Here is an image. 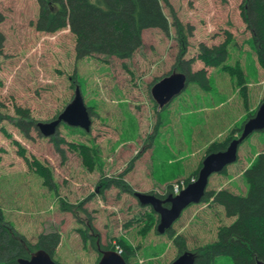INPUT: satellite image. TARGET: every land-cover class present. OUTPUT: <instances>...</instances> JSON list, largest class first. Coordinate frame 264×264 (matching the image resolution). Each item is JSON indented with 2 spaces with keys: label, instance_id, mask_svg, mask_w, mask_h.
I'll use <instances>...</instances> for the list:
<instances>
[{
  "label": "rangeland",
  "instance_id": "obj_1",
  "mask_svg": "<svg viewBox=\"0 0 264 264\" xmlns=\"http://www.w3.org/2000/svg\"><path fill=\"white\" fill-rule=\"evenodd\" d=\"M168 2L163 8L169 33L147 29L143 46L123 60L105 55L78 59L70 28L36 29L38 0H0V209L34 245L40 236L58 232L61 241L53 259L58 264H98L104 251L119 255V246L124 252L120 242L131 248V264H172L178 246L170 235L157 234L159 215L140 206L135 194L176 196L177 189L197 179L210 148L243 128L264 101V69L242 18L244 0ZM222 45L229 52L223 65L209 68L199 60L202 46ZM179 57L195 61L193 73L206 70L209 86L190 82L160 108L151 90L164 77L183 73L177 70ZM230 68L241 70L243 84ZM76 86L91 111V131L62 124L53 138H45L37 125L57 120L74 100ZM22 112L26 131L17 125ZM80 146L90 149L91 169ZM263 149L264 132L247 137L237 162L210 176L206 190L246 196L244 172ZM36 164L49 170L52 185L45 184ZM118 180L134 193L117 187ZM225 214L212 200L201 202L188 207L172 229L193 251L216 242L220 227L235 222ZM88 216L101 245L109 249L92 246ZM215 264L235 263L221 256Z\"/></svg>",
  "mask_w": 264,
  "mask_h": 264
},
{
  "label": "trees",
  "instance_id": "obj_2",
  "mask_svg": "<svg viewBox=\"0 0 264 264\" xmlns=\"http://www.w3.org/2000/svg\"><path fill=\"white\" fill-rule=\"evenodd\" d=\"M168 1L38 0L41 11L39 19H37L36 29L43 33H55L70 28V32L75 35L77 40L75 44L78 59L90 57L91 55L115 56L123 60L130 59L143 46L144 31L159 29L169 33L170 22L163 8L164 5L169 7L170 2ZM241 10L244 24L252 33L251 37H253V43L256 47L257 62L264 69V0H244ZM3 20L4 16L0 13V25ZM177 28L180 34L182 27L178 26ZM1 37L0 35V40ZM226 45L228 44L226 43ZM226 45L212 49L202 46L199 60L209 68L223 65L228 59L229 53ZM193 63H195L194 60L186 62L182 57H179L177 70L187 75L188 83L196 82L202 87H208L207 71L202 70L200 73H193ZM228 70H231L233 75L238 76L241 84H243L244 79L240 69L238 71L237 68ZM75 84L77 83L75 82ZM89 112L91 114L90 110ZM19 115L23 119L18 121L17 125L25 130L24 122L27 114L22 112ZM254 116L251 115L250 118ZM242 129L241 127L237 132H234L226 142L214 144L208 153L225 151L230 143L235 140L234 135L239 134L241 136ZM55 146L61 154H64L58 143ZM73 147L76 146L73 145ZM79 150L84 163L91 169L93 161L90 149L86 146H80ZM36 165V172H39L45 178V184L52 185L49 170L39 164ZM243 176L248 185L246 196L236 195L228 190L206 191L205 193L204 203L212 200V203L224 207L227 217L236 219L231 225L220 227L216 242L189 251L186 238L177 235L172 228L168 230L167 234L170 235L179 248V256L191 252L196 256L195 264H215L216 258L221 256L231 257L235 264H264V151L260 153L254 164L244 172ZM195 177H198V174ZM114 183L128 193H134L131 186L124 181ZM110 185L112 184L107 182L106 187L109 188ZM167 191L171 193V186ZM156 196L162 200L165 199L164 196ZM165 206L169 207L168 204H165ZM1 211L0 209V262L18 264V260L30 259L33 252L40 249L45 250L54 259L57 246L61 241L58 232L55 231V233L40 236L38 243L34 245L27 237L20 234L12 224L6 221L4 213ZM71 212L74 213L76 218H79L78 213ZM89 220L88 216L85 227L92 246L97 251H100L99 247L102 250L109 249V247L104 248L101 245L100 234L97 233L98 231L92 221ZM151 227L152 224L145 231H150ZM156 232L159 234L157 230ZM119 245L124 249L121 257L128 264H131L129 260V256L132 254L131 248L124 242H120Z\"/></svg>",
  "mask_w": 264,
  "mask_h": 264
},
{
  "label": "water",
  "instance_id": "obj_3",
  "mask_svg": "<svg viewBox=\"0 0 264 264\" xmlns=\"http://www.w3.org/2000/svg\"><path fill=\"white\" fill-rule=\"evenodd\" d=\"M188 86V77L185 73H173L164 77L153 87L152 96L160 108L166 107L177 96L181 95ZM74 100L66 106L64 112L50 123H39L37 125L40 134L45 138H52L58 132L62 124L71 127L81 128L85 132L91 131L92 119L85 107L84 100L80 94L79 87L74 93ZM242 134L238 139L233 140L225 151L209 154L203 161L202 168L199 171L197 180L181 190L179 195H170L162 200L152 194L136 193L140 206L151 207L158 214L159 224L157 231L164 235L173 227L176 221L180 219L183 212L191 205L200 204L208 188L210 176L222 173L228 166L236 163L238 160V150L247 137L258 131H264V101L253 118L243 125ZM164 204H168L166 207ZM196 256L191 252L183 253L172 264H195ZM18 264H58L43 249L33 253L30 259H20ZM98 264H128L121 255L116 252H102L101 260Z\"/></svg>",
  "mask_w": 264,
  "mask_h": 264
},
{
  "label": "built area",
  "instance_id": "obj_4",
  "mask_svg": "<svg viewBox=\"0 0 264 264\" xmlns=\"http://www.w3.org/2000/svg\"><path fill=\"white\" fill-rule=\"evenodd\" d=\"M175 192H176V194H178L179 193V189H177V191H175ZM118 249H119V254H122L123 250L122 249L120 250L119 246H118Z\"/></svg>",
  "mask_w": 264,
  "mask_h": 264
}]
</instances>
